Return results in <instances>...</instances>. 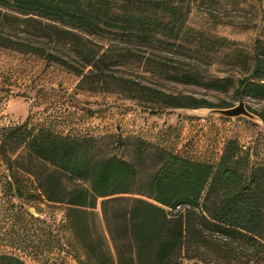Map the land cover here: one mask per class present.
Wrapping results in <instances>:
<instances>
[{
	"label": "trees",
	"instance_id": "trees-1",
	"mask_svg": "<svg viewBox=\"0 0 264 264\" xmlns=\"http://www.w3.org/2000/svg\"><path fill=\"white\" fill-rule=\"evenodd\" d=\"M253 1L250 6L262 12L259 21L218 17L222 25L256 26L260 34L252 49H232L223 36L214 41L218 55L232 52L230 63L242 74L236 92L264 99V0ZM181 4V0H0V48L43 56L73 71L81 77L80 84L93 89L103 86L163 108L207 107L208 101L167 95L114 73L116 65L153 61L158 70L171 68L175 80L227 89L230 75L208 79L186 66L169 67L154 58L163 56L160 52L172 56L199 52L201 45L188 40L194 29ZM119 37L133 43L128 59L117 43ZM59 48L69 50L77 64L56 53ZM257 116L264 124V110ZM18 129L29 157L26 170L47 200L67 205L68 225L92 264H184L185 259L264 264V163L251 160L250 151L237 140H227L216 164L140 140L138 158L147 154L156 163L139 185L136 166L111 154L101 138L59 134L44 126ZM11 136L8 133L5 139ZM10 172L7 178L13 179V169ZM67 178L77 182L69 184ZM99 202L115 256L89 231L86 215ZM0 264L26 262L5 253L0 254Z\"/></svg>",
	"mask_w": 264,
	"mask_h": 264
},
{
	"label": "rangeland",
	"instance_id": "rangeland-1",
	"mask_svg": "<svg viewBox=\"0 0 264 264\" xmlns=\"http://www.w3.org/2000/svg\"><path fill=\"white\" fill-rule=\"evenodd\" d=\"M181 1L183 9L189 11L187 24L194 29L188 40L201 45L199 52L175 56L160 52L163 56L154 58L169 67L186 66L208 79L230 75L232 83L227 89L175 80L170 76L171 68L158 70L153 61L126 62L113 69L116 75L135 79L167 95L208 101L211 105L207 107L163 108L103 86L93 89L90 84H80L81 77L73 71L43 56L0 48V145L12 133L5 146L6 156L0 154V254L19 256L26 264H92L81 240L68 225L67 205L47 200L35 176L26 170L30 164L22 130L18 129L22 125L31 131L44 126L59 134L101 138L111 154L116 152L136 166L139 185L156 163L147 154L138 158L140 140L182 157L216 164L227 140L232 138L250 151L251 160L264 163V124L260 119L210 112L211 108L234 107L240 102L255 115L264 110V99L236 92L237 78L242 74L230 63L232 52L218 55L214 41L223 36L232 42V49L250 51L260 34L258 28L222 25L218 17L259 21L261 10L250 6L253 0ZM111 39L104 41L113 43ZM117 41L127 54L125 58L131 57L127 49L133 43L127 38ZM56 53L77 64L69 50L59 48ZM10 165L13 179L7 178ZM66 181L77 182L69 178ZM126 196L146 198L140 194ZM86 220L93 238L115 256L100 202L96 209H89ZM184 264L207 263L185 259Z\"/></svg>",
	"mask_w": 264,
	"mask_h": 264
},
{
	"label": "water",
	"instance_id": "water-1",
	"mask_svg": "<svg viewBox=\"0 0 264 264\" xmlns=\"http://www.w3.org/2000/svg\"><path fill=\"white\" fill-rule=\"evenodd\" d=\"M211 113H218L227 117H238V116H247L250 118H255L257 117L259 119V117L257 115H255L254 113H252L251 111H249L244 102H240L238 105L234 106V107H228V108H211L210 110ZM7 143V139H3L0 145V154L2 156H6V151H5V146Z\"/></svg>",
	"mask_w": 264,
	"mask_h": 264
}]
</instances>
